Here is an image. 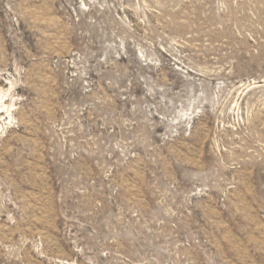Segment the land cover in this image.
<instances>
[{"label":"rangeland","instance_id":"1","mask_svg":"<svg viewBox=\"0 0 264 264\" xmlns=\"http://www.w3.org/2000/svg\"><path fill=\"white\" fill-rule=\"evenodd\" d=\"M0 264H264V0H0Z\"/></svg>","mask_w":264,"mask_h":264}]
</instances>
